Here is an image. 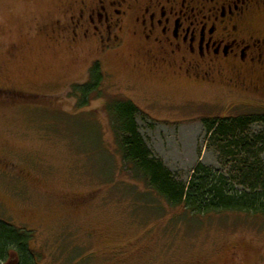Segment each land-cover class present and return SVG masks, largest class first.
<instances>
[{"label": "rangeland", "instance_id": "374dc122", "mask_svg": "<svg viewBox=\"0 0 264 264\" xmlns=\"http://www.w3.org/2000/svg\"><path fill=\"white\" fill-rule=\"evenodd\" d=\"M81 1L97 0H0V220L34 231L39 264H264L263 215L171 206L131 175L106 111L135 104L152 154L188 181L198 162L222 168L202 120L264 111V94L151 71L129 34L107 51L70 41ZM247 23L264 36V7ZM96 62L101 94L82 105Z\"/></svg>", "mask_w": 264, "mask_h": 264}, {"label": "flooded vegetation", "instance_id": "af4514ba", "mask_svg": "<svg viewBox=\"0 0 264 264\" xmlns=\"http://www.w3.org/2000/svg\"><path fill=\"white\" fill-rule=\"evenodd\" d=\"M76 4L72 26L64 29L74 43L93 40L98 49L107 51L129 34L141 41L151 71L167 70L191 81L241 84L264 94V36L247 23L255 10L264 7V0Z\"/></svg>", "mask_w": 264, "mask_h": 264}, {"label": "trees", "instance_id": "16d2710c", "mask_svg": "<svg viewBox=\"0 0 264 264\" xmlns=\"http://www.w3.org/2000/svg\"><path fill=\"white\" fill-rule=\"evenodd\" d=\"M103 72L96 62L88 79L76 87L80 104L92 94L100 96ZM111 128L124 164L132 176L148 186L174 207L182 206L194 214L242 212L264 216V111L202 120L207 147L214 148L222 168L198 162L188 181L179 180L155 157L136 122L138 107L126 99L114 98L106 104ZM260 130L252 133L251 128ZM34 231L17 228L0 220V264H39L30 243Z\"/></svg>", "mask_w": 264, "mask_h": 264}]
</instances>
